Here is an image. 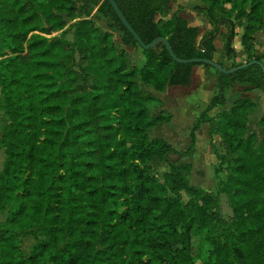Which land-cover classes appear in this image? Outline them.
<instances>
[{"label": "trees", "instance_id": "trees-1", "mask_svg": "<svg viewBox=\"0 0 264 264\" xmlns=\"http://www.w3.org/2000/svg\"><path fill=\"white\" fill-rule=\"evenodd\" d=\"M113 1L143 45L162 38L177 59L212 61L224 28L223 54L233 60L237 22L245 63L263 59L254 44L264 31V0H200L194 11L210 27L201 38L171 13L173 0ZM126 49L141 50L106 0H0L1 109L9 122L0 141V264H264V135H247L254 104L236 100L216 124L207 116L226 105L234 84L264 96L261 69L218 74L188 147L176 150L149 140V130L168 120L151 118L148 104L159 101L139 88H187L193 67H210L179 65L158 43L140 51L136 68ZM204 124L221 140L218 160H231L214 193L189 182ZM258 126L264 134V116ZM154 160L167 170L161 178ZM28 237L26 256L19 241Z\"/></svg>", "mask_w": 264, "mask_h": 264}, {"label": "rangeland", "instance_id": "rangeland-1", "mask_svg": "<svg viewBox=\"0 0 264 264\" xmlns=\"http://www.w3.org/2000/svg\"><path fill=\"white\" fill-rule=\"evenodd\" d=\"M174 3L170 5L171 13L176 12V7H178L177 14L181 10H187V12L194 13V16H188V13H184L183 17L188 21L187 24L195 26L199 30V38H201L209 29V25L203 20L202 16H199L197 12H194L196 7H200L199 0H173ZM101 33L105 32L103 26L96 24ZM238 31L240 30V24H236ZM220 32L225 33L224 28L220 29ZM223 35V34H222ZM54 36V35H52ZM220 40V39H218ZM114 44L121 48L119 40L114 38ZM258 43L262 48L264 53V31H262L258 36ZM218 45V43H217ZM240 41L239 37L234 42L233 47L240 52ZM126 51L131 56V59L136 68H140L143 62L141 56V50L135 49ZM256 52V51H255ZM254 52V53H255ZM257 55H260L257 54ZM246 58H241L238 61L239 64L246 62ZM238 63H234L237 65ZM264 65V57L261 60ZM230 67V66H229ZM224 66V68H229ZM192 77L190 80V85L187 88L184 87H172L167 88L164 93H162V101L159 100L158 103L148 104V109L151 118L162 116L168 120L167 123H162L160 126H155L148 132L149 140L154 138H161L171 147L176 150H185L189 145V133L192 128V124L195 119L200 115V113L206 108L210 99L214 97L217 93L216 80L218 74L212 69L203 70L202 68H195L192 72ZM245 86L232 85L225 92L226 105L217 111L210 112L207 116L213 119L214 124H216L220 113L227 111L233 102L240 98H245L250 100L254 104V108L249 112V124H248V134H253L257 140H261L263 137V131L258 126V121L264 116V96L262 92L258 90H251L244 92ZM141 91L151 92L152 89L147 90L143 85L140 86ZM160 97V96H158ZM9 122L5 116L4 111L1 109V94H0V141L3 137L6 127ZM210 127L207 124L205 127H201L196 137L195 152L192 158L188 160L191 165L192 170L189 176V182L200 188L201 190L209 193H214L216 184L219 181L224 180V177L229 172L231 168V160L224 159L221 162L218 160V156L224 155V151L221 149V140L219 136H211ZM218 155V156H217ZM5 160L4 149L0 145V172L3 169ZM218 169V170H217ZM152 173L161 178L167 170L166 168L153 161L151 163ZM184 201L187 198L182 196ZM221 216L226 222L231 218V210L228 205V200L225 196H220L219 198ZM264 205V202H263ZM3 221V216L0 215V222ZM224 229V228H223ZM221 233L218 232L214 235V240L216 242L221 241ZM34 245V241L31 237L26 239H21L19 241V247L23 253L27 256ZM211 250L210 245L205 243L203 246V251L205 257H208Z\"/></svg>", "mask_w": 264, "mask_h": 264}, {"label": "water", "instance_id": "water-1", "mask_svg": "<svg viewBox=\"0 0 264 264\" xmlns=\"http://www.w3.org/2000/svg\"><path fill=\"white\" fill-rule=\"evenodd\" d=\"M106 1L110 5L113 13L117 17V19L119 20L121 25L132 36V38L136 41L137 45L140 47V49L142 51H148L151 48H153L156 44L162 43L165 46V49L168 52L169 56L172 58V60L175 63L179 64V65H206V66L210 67L211 69L215 70L218 74H222V75H231V74H233V73H235L237 71H240V70H243L245 68H248V67H251V66L255 65V66H258L261 69L262 73L264 74V65L261 62H257V61H251L250 63H244V64L239 65L237 67L225 70L219 64H217V63H215L213 61H208V60H204V59H192V60H180V59H177L173 55L169 44L162 38L155 39L148 45H143V43L138 38L136 33L132 30L130 25L126 22L125 18L123 17L122 13L118 9V7L115 4V2L113 0H106Z\"/></svg>", "mask_w": 264, "mask_h": 264}, {"label": "crops", "instance_id": "crops-1", "mask_svg": "<svg viewBox=\"0 0 264 264\" xmlns=\"http://www.w3.org/2000/svg\"><path fill=\"white\" fill-rule=\"evenodd\" d=\"M199 2H200V0H199ZM172 3H174V2H172ZM196 8H198V7H196ZM195 8V9H196ZM178 11V7H176V12ZM175 12V13H176ZM194 12H196V11H194ZM184 13H188V16H194L193 14L194 13H191V15H190V13L189 12H187V10H181V12L180 13H178V16L179 17H181L185 22H187L188 23V21L183 17V14ZM199 16H201L200 14H199ZM203 20H205L204 18H203ZM205 22H206V20H205ZM207 23V22H206ZM240 24V30L238 31V28H237V26H236V24ZM237 23H235V37H234V40H233V42H232V47H233V44H234V42L237 40V38L239 37V41H240V39H241V36H242V30H243V26H244V23L243 22H237ZM188 26H190L189 24H187ZM191 27H195V26H191ZM262 32V31H261ZM261 32H259V33H257L256 35H255V44H254V51H256L255 53L256 54H259L260 53V56H262V57H264V53L262 52V48H260L261 46L259 45V43H258V36H259V34L261 33ZM222 34L223 35H225V33H222V32H220V35L221 36H218L215 40H214V48H215V53L213 54V62H215V63H217V64H219V65H223V66H226V67H229V66H231V65H233L235 62L236 63H238V61L239 60H241V58H246V55L243 53V50H242V47H241V51L240 52H238L234 47H233V49H234V52H235V58L233 59V60H231V61H228L225 57H224V54H223V39H222ZM218 39H220V40H218ZM217 43H218V45H217ZM241 45V44H240ZM246 60V59H245ZM243 64L245 63V62H242ZM239 64V63H238ZM195 68H202L203 70H208V69H206V68H204V67H201V66H195V67H193L192 68V72H193V69H195ZM211 69V68H210ZM213 70V69H212ZM192 72H191V77H192ZM214 72H216L215 70H214ZM217 73V72H216ZM218 74V73H217ZM191 77H190V80H191ZM167 88H169V87H166L165 89H164V91L163 92H161V93H157V92H154L153 90L151 91V92H154V94H152L153 96H155L156 97V99L159 101H162L160 98H162V93H164L165 92V90L167 89ZM150 93V92H149ZM158 96H160V97H158ZM219 108V107H218ZM218 108H215V109H213L212 111H217L218 110ZM219 109H221V108H219ZM212 111H210V112H212ZM209 112V113H210ZM208 113V114H209ZM211 118V117H210ZM160 125H162V124H160ZM160 125H158V126H160ZM207 124H204V125H202L201 127H205ZM200 127V128H201ZM200 130V129H199ZM198 130V131H199ZM198 131L196 132V134L198 133Z\"/></svg>", "mask_w": 264, "mask_h": 264}]
</instances>
